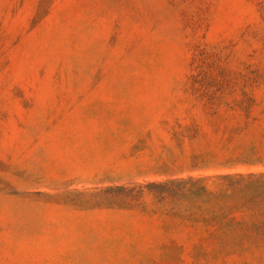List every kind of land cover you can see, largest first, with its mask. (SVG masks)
I'll list each match as a JSON object with an SVG mask.
<instances>
[{
    "label": "rangeland",
    "instance_id": "rangeland-1",
    "mask_svg": "<svg viewBox=\"0 0 264 264\" xmlns=\"http://www.w3.org/2000/svg\"><path fill=\"white\" fill-rule=\"evenodd\" d=\"M264 174V0H0V264H264L131 190Z\"/></svg>",
    "mask_w": 264,
    "mask_h": 264
},
{
    "label": "trees",
    "instance_id": "trees-1",
    "mask_svg": "<svg viewBox=\"0 0 264 264\" xmlns=\"http://www.w3.org/2000/svg\"><path fill=\"white\" fill-rule=\"evenodd\" d=\"M131 193L136 199L148 194L153 206L187 225L203 247L242 245L260 233L258 226L247 227L233 217L259 214L264 174L147 183Z\"/></svg>",
    "mask_w": 264,
    "mask_h": 264
}]
</instances>
